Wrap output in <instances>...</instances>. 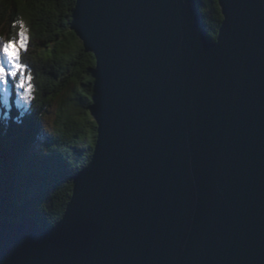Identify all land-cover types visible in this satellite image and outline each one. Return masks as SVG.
<instances>
[{
  "label": "water",
  "instance_id": "water-1",
  "mask_svg": "<svg viewBox=\"0 0 264 264\" xmlns=\"http://www.w3.org/2000/svg\"><path fill=\"white\" fill-rule=\"evenodd\" d=\"M76 0L97 136L62 218H0V264H264V0Z\"/></svg>",
  "mask_w": 264,
  "mask_h": 264
},
{
  "label": "trees",
  "instance_id": "trees-1",
  "mask_svg": "<svg viewBox=\"0 0 264 264\" xmlns=\"http://www.w3.org/2000/svg\"><path fill=\"white\" fill-rule=\"evenodd\" d=\"M196 1L207 33L215 39L223 20L219 2ZM75 2L0 0L2 41L16 38L17 21L30 31L24 58L35 72L36 88L28 109L16 103L15 90L10 98L0 88V218L33 217L43 228L54 226L72 195L74 174L92 157L97 123L90 105L96 60L70 28ZM54 102L55 130L45 137L42 150L32 151L42 114Z\"/></svg>",
  "mask_w": 264,
  "mask_h": 264
},
{
  "label": "rangeland",
  "instance_id": "rangeland-1",
  "mask_svg": "<svg viewBox=\"0 0 264 264\" xmlns=\"http://www.w3.org/2000/svg\"><path fill=\"white\" fill-rule=\"evenodd\" d=\"M27 28V27H26ZM28 29V28H27ZM19 31H16V38L15 39H19L18 36ZM77 35V34H76ZM78 36V35H77ZM27 37H28V48L30 47L31 41L30 37V31H27ZM79 37V36H78ZM2 36H0V46H2L3 41H2ZM80 38V37H79ZM81 40V38H80ZM26 50H21V63L26 65V68L23 70L25 76H27L28 74H31L32 79L31 81H27L25 82V88H20L19 87V73L17 77H8V83H4L3 81H0V88L3 91V93L7 96V97H12L13 95V91L15 90L16 93V103H19V105L25 109H28L30 107V105L32 104V100L33 97L35 95V72L33 70V68H31L29 66V64L26 63V60L24 58V53ZM0 58H3V54L0 53ZM25 60V61H24ZM7 67H11V65H7ZM31 83L32 88L30 89L31 95L30 98L27 100L23 99V94L25 92V90L27 89V84ZM58 102H54L50 107H49V111L45 112L42 114V123H41V127L39 129H41V133L39 132L36 136V142L34 143L33 147H32V151H40L43 149L44 147V139L47 135H50L51 133L54 132L55 130V126H56V120H57V113H58ZM93 103V102H92ZM91 103V104H92Z\"/></svg>",
  "mask_w": 264,
  "mask_h": 264
},
{
  "label": "snow or ice",
  "instance_id": "snow-or-ice-1",
  "mask_svg": "<svg viewBox=\"0 0 264 264\" xmlns=\"http://www.w3.org/2000/svg\"><path fill=\"white\" fill-rule=\"evenodd\" d=\"M19 24V39H9L3 42L0 46V53L3 54V58H0V81H3L5 84L8 83V77H17L19 73V87L25 88V82L31 81L32 76L28 74L25 76L24 69L26 65L21 63V50H26L28 46V37L27 31L24 22L17 21ZM74 35V34H73ZM11 65V67H7ZM32 88L31 83L27 84V89L23 94V99L27 100L30 98Z\"/></svg>",
  "mask_w": 264,
  "mask_h": 264
},
{
  "label": "bare ground",
  "instance_id": "bare-ground-1",
  "mask_svg": "<svg viewBox=\"0 0 264 264\" xmlns=\"http://www.w3.org/2000/svg\"><path fill=\"white\" fill-rule=\"evenodd\" d=\"M198 4V3H197ZM75 8V7H74ZM199 13H200V11H199ZM203 18V17H202ZM206 24V23H205ZM207 29V28H206ZM213 40H215V39H213Z\"/></svg>",
  "mask_w": 264,
  "mask_h": 264
}]
</instances>
